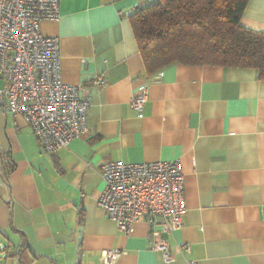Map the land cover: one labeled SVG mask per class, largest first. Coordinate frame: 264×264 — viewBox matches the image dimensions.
Here are the masks:
<instances>
[{
    "label": "crops",
    "instance_id": "obj_1",
    "mask_svg": "<svg viewBox=\"0 0 264 264\" xmlns=\"http://www.w3.org/2000/svg\"><path fill=\"white\" fill-rule=\"evenodd\" d=\"M155 1L60 0V18L40 22L59 41L63 80L90 101L88 130L47 152L0 103L1 264H104L110 248L122 250L113 264H264V78L183 62L148 74L130 14ZM241 23L264 31V0H249ZM143 83L140 116L130 100ZM174 159L187 209L182 228L162 232L168 263L144 220L125 234L99 206V167Z\"/></svg>",
    "mask_w": 264,
    "mask_h": 264
},
{
    "label": "built area",
    "instance_id": "obj_2",
    "mask_svg": "<svg viewBox=\"0 0 264 264\" xmlns=\"http://www.w3.org/2000/svg\"><path fill=\"white\" fill-rule=\"evenodd\" d=\"M59 18L60 0H0V103L25 118L47 152L68 147L88 130L90 101L81 96V85L63 80L58 39L40 31L43 19ZM148 92L143 83L130 100L140 116ZM99 173L104 187L98 204L106 215L125 234L144 220L150 228V247L162 251L166 262L174 261L162 232L172 233L184 225L187 207L180 159L109 160ZM121 254L119 248L105 249L101 261L113 264Z\"/></svg>",
    "mask_w": 264,
    "mask_h": 264
},
{
    "label": "trees",
    "instance_id": "obj_3",
    "mask_svg": "<svg viewBox=\"0 0 264 264\" xmlns=\"http://www.w3.org/2000/svg\"><path fill=\"white\" fill-rule=\"evenodd\" d=\"M249 0H156L130 14L146 72L174 62L249 66L264 78V31L241 23Z\"/></svg>",
    "mask_w": 264,
    "mask_h": 264
},
{
    "label": "rangeland",
    "instance_id": "obj_4",
    "mask_svg": "<svg viewBox=\"0 0 264 264\" xmlns=\"http://www.w3.org/2000/svg\"><path fill=\"white\" fill-rule=\"evenodd\" d=\"M3 260H4V255H2V256L0 257V264H1V262H3Z\"/></svg>",
    "mask_w": 264,
    "mask_h": 264
}]
</instances>
